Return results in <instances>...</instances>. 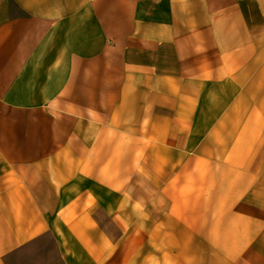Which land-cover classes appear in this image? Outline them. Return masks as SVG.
<instances>
[{"label":"crops","instance_id":"1","mask_svg":"<svg viewBox=\"0 0 264 264\" xmlns=\"http://www.w3.org/2000/svg\"><path fill=\"white\" fill-rule=\"evenodd\" d=\"M0 264H264V0H0Z\"/></svg>","mask_w":264,"mask_h":264}]
</instances>
